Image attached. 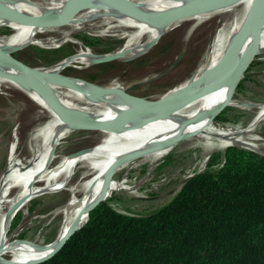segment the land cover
<instances>
[{
  "label": "bare ground",
  "instance_id": "1",
  "mask_svg": "<svg viewBox=\"0 0 264 264\" xmlns=\"http://www.w3.org/2000/svg\"><path fill=\"white\" fill-rule=\"evenodd\" d=\"M38 1L49 7L51 6L48 4H51L56 9L46 11L41 16H49L53 12L59 11L66 3L62 0ZM128 1L132 2L138 9L151 13L179 8L171 0ZM251 1L229 0L215 8L188 17L196 23L211 13L224 16L214 30L201 68L192 74V78L196 77L203 68L211 66L218 60L232 40ZM92 6H95L96 9L107 8L108 14L98 17L79 11L68 20L80 26L86 25L89 28H97L100 34L115 32L118 38L124 39L123 43L125 44H122L114 53L104 57H92L99 54L86 56L82 53L73 60H62L51 66L34 67V69L39 74L40 83L52 92L60 105L82 118L110 123L114 122L124 110L141 100L132 98L133 96L129 97L130 95L126 93L129 87L121 88L113 83L109 86L91 84L74 92H64L61 90L62 88L60 89L56 85V76L64 71V67H69L71 64L89 65L111 59L134 58L148 50L172 24L158 26L138 21L104 0H92L84 9ZM237 8L241 9L238 15L235 14ZM15 20L3 16L0 17V24H6L8 28L15 24ZM42 27L35 30L32 25L27 24L16 39H7L0 35V51L10 55L15 47L32 44L33 35ZM252 34L253 27L250 26L237 50L234 63L240 60L249 48ZM259 45H264V17L256 42V46ZM0 71L16 78L20 77L19 71L4 65H0ZM237 82L238 80L224 82L210 92L175 110L155 109L138 115L126 123L122 129L101 131L98 142L91 147L82 149L85 152L78 156H71L64 162L61 161L56 166H52L51 156L59 140L62 136H67L73 128L65 123L59 114L50 108L34 90L0 77V88L7 84L14 86L30 98L33 103L41 106L45 112V119L28 133L25 156L20 157L16 154L18 151H15V140L13 141L12 148H9L12 151L6 169L0 176V264L31 262L41 259L53 251L71 230L85 221L90 206L98 201H105L114 192L127 190L125 181L117 182L112 177L124 161L137 154L145 157L141 164H151L169 153L174 146L178 147L179 144H176L178 139L185 138L186 140L183 142L190 143L191 149L200 148L203 152L213 148L221 149L229 144L248 147L250 142H242L243 140H241V135L244 134L249 136V140H259L253 136L252 132L264 116L263 106L257 107L258 110L254 117L243 131L239 130L238 127L221 128L219 124L215 123L216 115L225 106H244L241 102L234 100L233 95H231ZM228 86H230L231 91L226 89ZM27 128L31 129L30 127ZM78 165L80 168H86V173L70 189L68 199L60 208V222L55 238L47 244L27 243V241L15 246L17 240H10L8 235L11 218L19 210H22L31 197L54 187H48L49 184L61 181V184L64 183L62 187L58 186L52 191L63 189L67 182H70L73 170ZM5 259H10V261Z\"/></svg>",
  "mask_w": 264,
  "mask_h": 264
},
{
  "label": "rangeland",
  "instance_id": "2",
  "mask_svg": "<svg viewBox=\"0 0 264 264\" xmlns=\"http://www.w3.org/2000/svg\"><path fill=\"white\" fill-rule=\"evenodd\" d=\"M171 1L182 7L194 0ZM48 5L53 9L38 0H5L2 3L3 9L10 13L30 16H41L46 11L56 10L53 5ZM90 9L81 11L98 17L108 14L107 8L96 9L92 6ZM240 11L241 9L237 8L235 14L238 15ZM223 18V15L211 13L196 23L188 17L181 19L167 28L158 40L140 55L130 59H111L89 65L71 64L64 67V71L56 76V85L64 92H74L91 84L109 86L113 83L121 88L129 87L126 93L135 96L129 97L157 99L184 84L201 68L214 30ZM26 25L15 20V24L8 28L0 26V35L7 39H16ZM33 37L32 44L10 54L33 68L51 66L62 60H73L82 53L86 56L99 54L92 57H104L125 44L124 39L118 38L115 32L100 34L97 28L80 26L68 19L57 25L43 26ZM64 75L70 78L66 79ZM226 89L231 91L230 86ZM231 95L244 106H225L216 115L215 123L221 128L238 127L243 131L254 117L257 107H264V45L256 46L255 55L243 71ZM44 119L43 108L33 103L23 92L9 84L0 88V176L6 169L13 141L15 140L14 149L18 151L16 154L20 157L25 156L28 133ZM252 133L259 140H249L248 135H241L242 142H250L248 147L229 144L221 149L213 148L203 152L200 148L191 149L190 143L183 142L186 140L183 138L176 141L178 147L174 146L169 153L151 164H141L145 157L137 154L124 161L112 177L117 182L125 181L127 190L112 193L105 202L124 214H148L169 201L191 175L203 170H216L226 147L237 146L264 155V116ZM100 135L101 131L73 129L67 136H62L51 156L52 166L64 162L71 156L82 154L85 152L82 149L96 144ZM184 145L187 146L181 148ZM85 173L86 168H80L78 165L73 170L70 182H67L63 189L52 191L64 184H61V181L54 182L48 185L54 186L53 188L41 191L30 198L10 221L8 235L10 240H17L15 246L27 241L47 244L55 238L60 222V208L68 199L70 189Z\"/></svg>",
  "mask_w": 264,
  "mask_h": 264
},
{
  "label": "trees",
  "instance_id": "3",
  "mask_svg": "<svg viewBox=\"0 0 264 264\" xmlns=\"http://www.w3.org/2000/svg\"><path fill=\"white\" fill-rule=\"evenodd\" d=\"M31 264H264V155L226 147L216 170L191 175L145 215L100 201Z\"/></svg>",
  "mask_w": 264,
  "mask_h": 264
},
{
  "label": "water",
  "instance_id": "4",
  "mask_svg": "<svg viewBox=\"0 0 264 264\" xmlns=\"http://www.w3.org/2000/svg\"><path fill=\"white\" fill-rule=\"evenodd\" d=\"M91 1L92 0H68L63 5V7L59 9V11H55L49 16H30L10 13L6 9H3V1L0 0V17H11L18 20L19 22L32 25L33 29L36 30L42 26L57 25L64 22L79 11L86 8ZM104 1H107L108 3L114 5L123 13L138 21L158 26H168L181 19L215 8L229 0H196L186 6L154 13L140 10L128 0ZM263 17L264 0H252L244 13L241 23L232 40L214 64L209 67L203 68L200 73L194 78H192L191 75L184 84L178 86L176 90L171 93H165L161 97L154 100H146L141 98V100H139L135 105L124 110L114 122L110 123L88 120L72 113L71 111L60 105L55 99L52 92L40 83L39 74L33 67L27 66L26 64L8 54L3 53L2 51H0V65L10 67L15 71H19L20 77L16 78L13 75L1 71L0 77L12 80L22 87H27L34 90L42 98V100L50 108L54 109L59 114L60 118L73 129L96 131L118 130L122 129L126 123H128L138 115L159 108H165L169 111L175 110L189 103L190 101L210 92L224 82L239 80L243 71L255 55V46ZM0 26L7 25L0 24ZM250 26L253 27L251 44L242 58L234 63V58L236 56L237 50ZM19 48L21 47H15L12 52L18 50ZM98 202L90 206L89 209L94 207ZM79 227L80 225L71 230L66 235V237L58 244V246L45 257L31 262L13 264H31L50 257L60 248L67 237Z\"/></svg>",
  "mask_w": 264,
  "mask_h": 264
}]
</instances>
